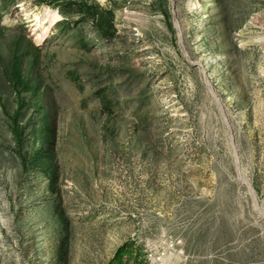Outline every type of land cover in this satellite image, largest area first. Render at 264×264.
Wrapping results in <instances>:
<instances>
[{
  "label": "rangeland",
  "instance_id": "374dc122",
  "mask_svg": "<svg viewBox=\"0 0 264 264\" xmlns=\"http://www.w3.org/2000/svg\"><path fill=\"white\" fill-rule=\"evenodd\" d=\"M262 212L264 0H0V264H264Z\"/></svg>",
  "mask_w": 264,
  "mask_h": 264
},
{
  "label": "bare ground",
  "instance_id": "6f19581e",
  "mask_svg": "<svg viewBox=\"0 0 264 264\" xmlns=\"http://www.w3.org/2000/svg\"><path fill=\"white\" fill-rule=\"evenodd\" d=\"M41 19L43 21H41ZM6 20L8 21L9 19L6 18ZM59 20H61V17L56 11L50 9L49 7H44L41 10L40 19L37 18V24L33 25L32 37L35 41L34 43H36L38 46H41L43 44L42 42H44L45 38L47 37L48 29L51 26L55 25ZM249 189L253 193V190L250 187V185H249ZM255 208L259 211L261 209L260 207L257 206L256 203H255ZM262 214L264 215V212H262Z\"/></svg>",
  "mask_w": 264,
  "mask_h": 264
},
{
  "label": "trees",
  "instance_id": "16d2710c",
  "mask_svg": "<svg viewBox=\"0 0 264 264\" xmlns=\"http://www.w3.org/2000/svg\"><path fill=\"white\" fill-rule=\"evenodd\" d=\"M130 245L131 244L127 242L121 246L117 250L114 259L109 264H129V260L126 259L125 256L133 254V252L130 251Z\"/></svg>",
  "mask_w": 264,
  "mask_h": 264
}]
</instances>
